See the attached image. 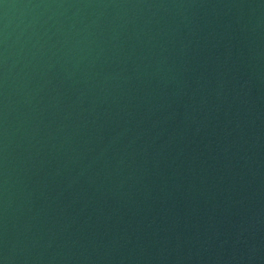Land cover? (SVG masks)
I'll return each mask as SVG.
<instances>
[{
  "label": "water",
  "instance_id": "water-1",
  "mask_svg": "<svg viewBox=\"0 0 264 264\" xmlns=\"http://www.w3.org/2000/svg\"><path fill=\"white\" fill-rule=\"evenodd\" d=\"M0 264H264V0H0Z\"/></svg>",
  "mask_w": 264,
  "mask_h": 264
}]
</instances>
